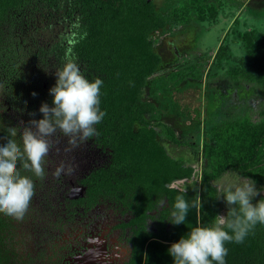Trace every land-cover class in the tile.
I'll list each match as a JSON object with an SVG mask.
<instances>
[{
    "label": "trees",
    "instance_id": "trees-1",
    "mask_svg": "<svg viewBox=\"0 0 264 264\" xmlns=\"http://www.w3.org/2000/svg\"><path fill=\"white\" fill-rule=\"evenodd\" d=\"M71 1V17L78 29L74 30L69 58L80 66L90 82L96 78L103 81L99 107L106 115L94 126L97 130L94 139L111 155L109 165L91 174L86 194L102 192L110 196L112 191L125 194L135 191L143 192L147 198L165 197L169 208L165 215H171L175 197L184 193L183 189L169 185L175 180L191 179L194 168L182 157L168 154L160 143L159 137L172 143H178V139L173 129L160 119L162 113L158 105L145 97L148 80L161 64V57L155 51L154 33L173 34L199 26V23L214 19L223 3L237 8L242 5L231 0H171L166 6H161L159 0ZM237 38L246 51L237 72L254 84L264 97V35L250 30L237 32ZM3 39L0 36V146L7 142L9 127L17 128L14 139L22 146L21 116L24 120L29 106L43 118L39 109L43 103L53 106L49 90L55 85L43 87L36 82L39 77L35 73L37 62L5 51L1 47ZM227 54L228 47L220 44L215 57L220 61ZM165 113L186 118L189 109L170 100ZM148 115L156 116L157 121H145ZM231 129L219 124L204 138L201 146L204 164L199 183L185 189V199L189 203L199 194L200 212L190 208L183 224L169 221V231L158 235L167 243L154 241L149 245L147 264H174L168 252L173 243L186 237L194 227H212L215 217L222 211L227 215L228 205L214 186L216 180L228 170L248 173L253 163L264 162V127L244 134L243 139L241 134L230 133ZM17 167L33 182L38 179L21 170L19 162ZM258 201L253 199L252 203L255 205ZM19 222L0 213V264L27 262L14 246L16 223ZM225 247L228 250L225 264H264V225L258 223L243 243L225 242Z\"/></svg>",
    "mask_w": 264,
    "mask_h": 264
},
{
    "label": "flooded vegetation",
    "instance_id": "flooded-vegetation-1",
    "mask_svg": "<svg viewBox=\"0 0 264 264\" xmlns=\"http://www.w3.org/2000/svg\"><path fill=\"white\" fill-rule=\"evenodd\" d=\"M71 2L0 0L1 47L20 59L35 60L40 77L36 82L43 87L55 85V72L72 60L69 56L78 28L71 17ZM94 138L71 151L65 150L67 137L59 130L50 138L53 147L45 158L46 176L34 181L33 197L39 205L30 202L29 206L35 217L33 242L25 237V245L17 240L14 245H22L26 264H147L149 245L167 243L158 236L170 229L165 197L147 198L135 191L86 194L91 174L111 160L109 151ZM62 162L81 169L56 178L52 173Z\"/></svg>",
    "mask_w": 264,
    "mask_h": 264
},
{
    "label": "rangeland",
    "instance_id": "rangeland-1",
    "mask_svg": "<svg viewBox=\"0 0 264 264\" xmlns=\"http://www.w3.org/2000/svg\"><path fill=\"white\" fill-rule=\"evenodd\" d=\"M159 1L161 6L171 2ZM231 1L242 5V8L223 3L214 19L199 23V26L181 29L173 34L154 33L155 51L161 57V64L148 80L145 97L158 105L162 113L160 119L173 129L178 139V143H172L159 137L160 143L168 154L182 157L194 168L191 179L175 180L171 187L187 189L199 183L204 164L201 146L213 126H230V133L241 134L242 139L244 134L264 127V97L254 84L237 72L242 67L240 59L246 55L237 32L252 30L257 35H264V0ZM220 44L228 47V54L218 61L215 52ZM170 100L188 107L189 116L177 118L166 114ZM26 108L25 121L22 116L20 119L21 128L32 119H42L35 108ZM145 121L156 122L157 118L148 115ZM253 164L248 173L228 170L214 182V186L220 192L222 185L243 183L248 178L255 182L260 193L253 199H264V162ZM72 167L73 174L81 169L78 165ZM258 176L261 178L258 179ZM31 203L35 207L39 205L38 198L33 197ZM31 210L29 207L24 219L16 223L15 240L22 245H25L22 242L25 237L33 242L30 236H33L31 225L35 217ZM221 215H224L223 211ZM22 245H17L21 255ZM28 249L25 248L26 251Z\"/></svg>",
    "mask_w": 264,
    "mask_h": 264
},
{
    "label": "clouds",
    "instance_id": "clouds-1",
    "mask_svg": "<svg viewBox=\"0 0 264 264\" xmlns=\"http://www.w3.org/2000/svg\"><path fill=\"white\" fill-rule=\"evenodd\" d=\"M55 75L56 84L49 90L53 106L43 103L39 109L43 118L32 119L22 128V146L14 139L16 127L8 128L7 142L0 146V213L17 221L24 219L34 196V182L21 174L18 162L21 170L44 179L45 158L53 147L50 138L59 130L67 137L69 147L65 150L71 151L97 135L94 126L106 115L99 107L103 84L100 78L90 82L72 60ZM73 171L71 165L62 162L52 174L59 178ZM220 192L228 205L227 215L216 216L212 227L192 228L186 237L173 243L168 252L174 264H225L228 252L225 242L243 243L258 223L264 225V199L252 203L260 194L254 181L245 178L243 183H228L221 186ZM183 193L175 197L172 205L169 221L175 225L185 223L190 208L200 212L202 207L199 194L189 203L185 189ZM160 204L163 206L165 201L161 200Z\"/></svg>",
    "mask_w": 264,
    "mask_h": 264
}]
</instances>
